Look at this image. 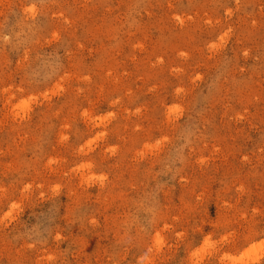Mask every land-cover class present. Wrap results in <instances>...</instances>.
Here are the masks:
<instances>
[{
    "label": "rangeland",
    "instance_id": "rangeland-1",
    "mask_svg": "<svg viewBox=\"0 0 264 264\" xmlns=\"http://www.w3.org/2000/svg\"><path fill=\"white\" fill-rule=\"evenodd\" d=\"M0 264H264V0H0Z\"/></svg>",
    "mask_w": 264,
    "mask_h": 264
}]
</instances>
